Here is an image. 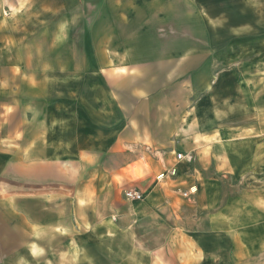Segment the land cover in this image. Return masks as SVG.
<instances>
[{"label":"crops","instance_id":"1","mask_svg":"<svg viewBox=\"0 0 264 264\" xmlns=\"http://www.w3.org/2000/svg\"><path fill=\"white\" fill-rule=\"evenodd\" d=\"M0 264H264V0H0Z\"/></svg>","mask_w":264,"mask_h":264},{"label":"built area","instance_id":"2","mask_svg":"<svg viewBox=\"0 0 264 264\" xmlns=\"http://www.w3.org/2000/svg\"><path fill=\"white\" fill-rule=\"evenodd\" d=\"M176 158H177V159L182 158V154H181V153H177V154H176ZM174 172H175V171H174L173 169L170 171L171 174H174ZM161 177H162V174H159V175L157 176V178H161ZM124 195H125V197L128 198V199L139 200V199L142 198V194H141V192L138 191V190H134V189H130V190L125 191V192H124ZM186 195H187V192H183V196H186Z\"/></svg>","mask_w":264,"mask_h":264}]
</instances>
